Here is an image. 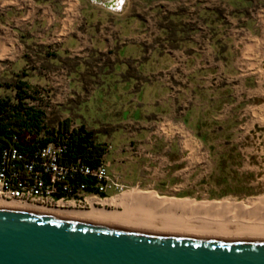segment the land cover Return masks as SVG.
Masks as SVG:
<instances>
[{
    "label": "crops",
    "instance_id": "1",
    "mask_svg": "<svg viewBox=\"0 0 264 264\" xmlns=\"http://www.w3.org/2000/svg\"><path fill=\"white\" fill-rule=\"evenodd\" d=\"M125 6V0L118 7L93 0H0L18 24L29 23L35 43L55 51L49 67L32 72L34 83L49 93L47 109L78 115L75 126L84 125L106 144L102 163L126 185L139 186L149 177L155 182L140 173L154 170L145 157L157 153L169 173L162 184L180 190L170 176L183 169L178 167L182 156H209L210 144L201 148L195 140L220 139L212 134L238 125L233 119H240L246 105L231 93L234 85L220 84L219 77L237 74L245 60L264 80V6L250 13L247 33L244 26L227 29L220 19L208 18L202 25L193 22L196 27L186 37L177 29L168 35L163 27L151 34L148 22L129 17ZM235 6L248 3L236 0ZM241 12L239 18L246 19ZM7 43V35L1 36V60L10 59ZM89 106H94L90 117L84 113ZM98 196L106 200L117 194Z\"/></svg>",
    "mask_w": 264,
    "mask_h": 264
},
{
    "label": "rangeland",
    "instance_id": "2",
    "mask_svg": "<svg viewBox=\"0 0 264 264\" xmlns=\"http://www.w3.org/2000/svg\"><path fill=\"white\" fill-rule=\"evenodd\" d=\"M235 1L125 0V8L129 17L146 20L151 34L154 31L158 33L163 27L168 35L169 33L174 35L175 29H177L181 32V36L186 37L187 33L196 27L193 22L199 21V24L202 25L208 22V18L211 20L220 19L218 23L227 29L238 28L239 25L244 26L243 32L247 33L251 29L248 22L250 13H254L256 8L264 6V0H244L248 6L241 8H236ZM240 11H242L243 18L246 19L239 18ZM10 12L11 10L0 7V39L1 36L7 35L9 42L7 46L9 55H11L10 59L1 60L0 57V97L14 100L15 84L25 81L29 87L25 90L35 97V101L32 99L28 101L44 110V124L48 129L56 127L58 121L65 117H69V121L75 126L79 120L78 115L69 110V116H65L57 108L47 109L50 103L49 93L43 86L35 84L33 80V70L40 73L41 70H38V67H49L47 61L49 58L55 57V51L46 47L48 44L35 43L34 35L31 33L32 28H27L29 23L18 24L16 15L14 14V17L11 18ZM107 30L106 26L104 33ZM11 41H13L12 44ZM21 60L24 62L23 66L18 64V61ZM238 67L237 74L221 75L218 80L222 85H234L231 93L246 104L241 111L240 119H233L238 125H233L230 130V124H228L225 128L227 132L212 134L220 136V139L195 140L201 148L205 149L209 143L211 153L209 156L199 152L194 155L182 156L183 161L178 167H183V169L173 173L170 180L181 185L183 189H168L162 184L161 179L164 176L166 178L164 181H166L169 178V173L163 171L160 164L161 156L155 153L151 157H145L149 161L148 165L154 166V170L144 169L140 173L142 176L151 175L155 182L152 183L149 177L143 178L139 186H128L124 183L126 188L121 194L135 188L141 191L156 190L160 197L176 198L177 200L187 198L196 202L219 201L225 198L243 202L256 197H262L264 201V80L259 72L251 73L245 60ZM33 88L37 90L35 94H33ZM93 108L94 106L92 108L89 106L88 110L84 112L85 115L92 116ZM62 112L64 111L62 110ZM227 120L233 122L230 118ZM132 142L138 144V141ZM165 142L168 143V140ZM220 153L225 155L220 156ZM186 162H189V166H186ZM185 193H190V195L182 196ZM121 194H117V196ZM94 205L101 207L99 203ZM90 206L91 204L78 209H88ZM105 207L113 208L107 204Z\"/></svg>",
    "mask_w": 264,
    "mask_h": 264
},
{
    "label": "water",
    "instance_id": "3",
    "mask_svg": "<svg viewBox=\"0 0 264 264\" xmlns=\"http://www.w3.org/2000/svg\"><path fill=\"white\" fill-rule=\"evenodd\" d=\"M0 264H264V239L156 233L0 207Z\"/></svg>",
    "mask_w": 264,
    "mask_h": 264
},
{
    "label": "bare ground",
    "instance_id": "4",
    "mask_svg": "<svg viewBox=\"0 0 264 264\" xmlns=\"http://www.w3.org/2000/svg\"><path fill=\"white\" fill-rule=\"evenodd\" d=\"M190 145V144H189ZM96 201V200H95ZM88 209L42 207L7 202L0 207L44 212L82 221L143 230L226 239H264V201L256 197L243 202L221 199L196 202L187 198L160 197L154 191L131 189L108 200L88 199ZM99 203L101 207L94 204ZM111 205L108 209L105 205Z\"/></svg>",
    "mask_w": 264,
    "mask_h": 264
},
{
    "label": "built area",
    "instance_id": "5",
    "mask_svg": "<svg viewBox=\"0 0 264 264\" xmlns=\"http://www.w3.org/2000/svg\"><path fill=\"white\" fill-rule=\"evenodd\" d=\"M63 147L48 143L37 152L38 162H24L16 149H3L0 154V199L42 207L83 208L88 199L99 201L98 195L118 194L126 188L117 175L110 174L104 163L93 167L84 163L63 161ZM80 173L93 178L94 192H84L85 184L75 180ZM65 193L71 194L69 197ZM55 194L61 196L55 198ZM96 200V201H95Z\"/></svg>",
    "mask_w": 264,
    "mask_h": 264
},
{
    "label": "trees",
    "instance_id": "6",
    "mask_svg": "<svg viewBox=\"0 0 264 264\" xmlns=\"http://www.w3.org/2000/svg\"><path fill=\"white\" fill-rule=\"evenodd\" d=\"M15 88L14 100L0 97V154L3 149L13 148L22 156L18 161L20 166L24 162L36 163L37 152L52 142L63 147V161L68 164L77 162L95 167L102 162L106 144L96 141L90 130L82 124L71 125L67 118L48 129L44 124V110L28 101H35V97L25 90L27 83L19 81ZM75 180L85 184L84 192H94L92 177L76 173ZM70 195L65 193V196ZM60 196L55 194V198Z\"/></svg>",
    "mask_w": 264,
    "mask_h": 264
},
{
    "label": "flooded vegetation",
    "instance_id": "7",
    "mask_svg": "<svg viewBox=\"0 0 264 264\" xmlns=\"http://www.w3.org/2000/svg\"><path fill=\"white\" fill-rule=\"evenodd\" d=\"M93 1L106 2L107 5L111 6V3H109L107 0H98V1L97 0H93ZM115 4H116L117 7L120 6V5L122 6L123 5V0H117ZM116 6L114 5L113 7H116Z\"/></svg>",
    "mask_w": 264,
    "mask_h": 264
}]
</instances>
